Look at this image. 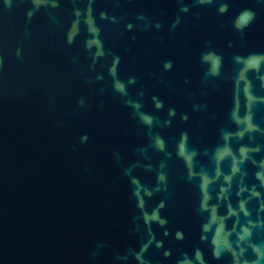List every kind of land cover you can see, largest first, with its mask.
<instances>
[{
    "label": "water",
    "instance_id": "1",
    "mask_svg": "<svg viewBox=\"0 0 264 264\" xmlns=\"http://www.w3.org/2000/svg\"><path fill=\"white\" fill-rule=\"evenodd\" d=\"M0 264H264V0H0Z\"/></svg>",
    "mask_w": 264,
    "mask_h": 264
}]
</instances>
